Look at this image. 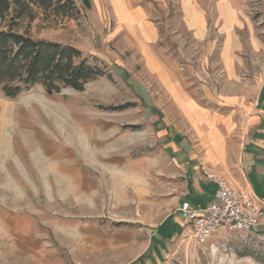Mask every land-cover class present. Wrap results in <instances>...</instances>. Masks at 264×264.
Here are the masks:
<instances>
[{"label": "crops", "instance_id": "crops-1", "mask_svg": "<svg viewBox=\"0 0 264 264\" xmlns=\"http://www.w3.org/2000/svg\"><path fill=\"white\" fill-rule=\"evenodd\" d=\"M144 1L110 0L114 35L133 39L145 57L147 80L154 83L124 75L137 96L140 121L134 117L124 124L76 128L65 143L39 137L24 151L25 162L0 148V235L32 230L18 221L25 214L24 197L31 202L26 208L33 210H39L35 202L43 197L44 210L71 217L65 222L71 228H83L74 220L83 206L98 216L102 201L132 215L129 224L144 227L146 244L136 249L130 264H162L186 228L181 204L205 209L215 201L216 185L206 172L264 201V79L258 83L264 38L257 34L250 8L245 0H170L196 48L184 57L187 79L201 82L194 88L156 50L160 29L149 21ZM252 74L254 86L242 78ZM252 87L254 97L248 94ZM126 125L137 127L135 134L122 131ZM90 140L100 143L98 153L88 147ZM114 238L137 241L132 232ZM99 242L98 236L90 238L93 254ZM43 245L36 242L33 248L38 253ZM8 255L21 260V243H12Z\"/></svg>", "mask_w": 264, "mask_h": 264}, {"label": "rangeland", "instance_id": "rangeland-1", "mask_svg": "<svg viewBox=\"0 0 264 264\" xmlns=\"http://www.w3.org/2000/svg\"><path fill=\"white\" fill-rule=\"evenodd\" d=\"M75 1L82 10L78 20L45 19L44 15L37 14L33 22L23 19L20 30L28 32L33 39L71 45L81 50L90 64L98 66L112 77L97 78L81 92L66 88L61 93L49 95L42 85H36L19 97L9 99L0 91V148L5 154L16 152L22 162H25L23 154L27 146L38 143L39 137H46L48 143H65L67 136L76 128L85 130L87 126L97 127L104 122L118 124V120L124 124L125 120H133L134 117L140 121L137 96L129 83L124 81V75L129 74L145 85L153 83L147 80L145 57L133 39L126 33L114 35L116 16L112 12L110 0H90V10L83 9L81 0ZM245 2L257 24V34L264 38V0ZM144 3L148 4L149 21L160 29L161 39L156 50L173 64L185 84L191 80L192 86L198 87L200 79H187L185 73V54L193 53L194 47L191 35L181 25L174 4L170 0H145ZM251 77L242 76L254 86L255 75ZM258 77V83L261 84L264 72ZM248 91L249 96H255L254 87ZM118 106H127V109L110 110ZM131 127L126 125L121 129L135 134V129ZM88 143V147L95 149L96 153L100 151L99 142L90 140ZM18 157H15L17 164L20 163ZM35 204L39 210L27 209L31 202L26 197L20 203L25 208V214H21L18 219L19 225L22 229L25 226L31 228V231L0 235L2 264H130L136 249L146 244L144 227L127 222L132 215L102 201L98 216L94 213V218L89 206H83V213L74 214V220L84 224L83 228L69 227L65 222L71 217L62 216L60 211L54 214L44 210L43 197L36 200ZM27 210H31L29 214ZM56 222L58 228L55 229ZM263 222L264 219L258 234L223 230L204 244L190 240L185 228L172 244L168 259L162 264H264ZM35 229L40 231L36 232ZM122 232H132L137 241L134 238L131 241L116 240L114 236ZM94 235L100 238L95 254L90 247V238ZM15 241L22 245L21 260L8 255V247ZM42 241L44 247L37 253L33 245ZM36 254L39 256L36 257Z\"/></svg>", "mask_w": 264, "mask_h": 264}, {"label": "trees", "instance_id": "trees-1", "mask_svg": "<svg viewBox=\"0 0 264 264\" xmlns=\"http://www.w3.org/2000/svg\"><path fill=\"white\" fill-rule=\"evenodd\" d=\"M81 1L84 10L91 9L90 0ZM37 14L45 19L78 20L82 10L75 0H0V91L5 97L15 99L36 85L49 95L66 88L81 92L97 78L112 77L90 64L81 50L22 32L20 22L25 18L33 22Z\"/></svg>", "mask_w": 264, "mask_h": 264}, {"label": "built area", "instance_id": "built-area-1", "mask_svg": "<svg viewBox=\"0 0 264 264\" xmlns=\"http://www.w3.org/2000/svg\"><path fill=\"white\" fill-rule=\"evenodd\" d=\"M205 175L216 185L215 201L205 209L187 202L181 204L180 214L187 228L186 236L204 244L223 230L258 234L264 219V201L253 191L233 189L225 179L212 172Z\"/></svg>", "mask_w": 264, "mask_h": 264}]
</instances>
